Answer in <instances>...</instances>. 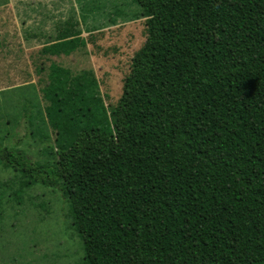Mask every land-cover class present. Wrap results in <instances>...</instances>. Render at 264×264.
<instances>
[{
  "label": "trees",
  "instance_id": "trees-1",
  "mask_svg": "<svg viewBox=\"0 0 264 264\" xmlns=\"http://www.w3.org/2000/svg\"><path fill=\"white\" fill-rule=\"evenodd\" d=\"M133 1L145 41L104 120L48 89L52 161L0 147L15 198L58 191L81 264H264V0Z\"/></svg>",
  "mask_w": 264,
  "mask_h": 264
},
{
  "label": "rangeland",
  "instance_id": "rangeland-1",
  "mask_svg": "<svg viewBox=\"0 0 264 264\" xmlns=\"http://www.w3.org/2000/svg\"><path fill=\"white\" fill-rule=\"evenodd\" d=\"M68 19L78 38L54 44L49 36ZM144 31L133 0H0V147L21 150L32 162L52 161L48 89L75 94L81 125L102 122ZM19 182L0 166V264H81V243L59 192L36 184L18 203Z\"/></svg>",
  "mask_w": 264,
  "mask_h": 264
}]
</instances>
